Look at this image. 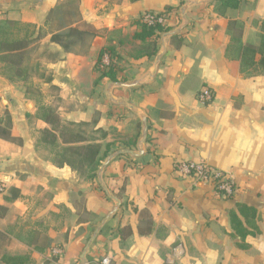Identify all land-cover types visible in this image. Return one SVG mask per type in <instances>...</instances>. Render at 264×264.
Returning <instances> with one entry per match:
<instances>
[{
  "label": "crops",
  "instance_id": "0c3cea01",
  "mask_svg": "<svg viewBox=\"0 0 264 264\" xmlns=\"http://www.w3.org/2000/svg\"><path fill=\"white\" fill-rule=\"evenodd\" d=\"M55 7L63 12L56 22L97 30L89 45L67 51L51 40ZM167 7L183 42L165 32L148 57L134 38L140 17ZM4 21L37 30H14L29 47L18 61L0 59V121H10L12 136H0V264L5 256L26 264H264V0L226 9L218 0H0ZM107 46L119 56V81L99 79ZM246 46L257 53L243 67ZM204 87L214 92L209 104L198 99ZM88 144L112 148L97 179L85 161L59 163L64 148ZM120 150L143 153L105 164ZM182 161L231 171L237 192L226 197L181 176ZM146 218L151 229L142 233ZM178 244L183 252L172 259Z\"/></svg>",
  "mask_w": 264,
  "mask_h": 264
},
{
  "label": "trees",
  "instance_id": "16d2710c",
  "mask_svg": "<svg viewBox=\"0 0 264 264\" xmlns=\"http://www.w3.org/2000/svg\"><path fill=\"white\" fill-rule=\"evenodd\" d=\"M221 2L223 8H240L244 0H218ZM74 2V1H73ZM78 8V7H77ZM74 10L75 13L79 14L78 9ZM61 7H55L51 10L48 19L47 26L52 30L51 40L55 43L60 44L65 50L71 51L73 47L80 43L82 46L89 45L90 41L97 35V30L92 26H86L84 28H79L73 26V20L62 18L61 21L56 22V19L63 14ZM174 10L173 7H167L165 11L160 12L159 15L163 16L166 20V24L155 23L149 25L140 20V31L136 32L134 35L135 39H139L146 43L144 48V54L148 57H153L158 54L159 48L157 46V38L165 32L171 31L173 28L168 25L169 13ZM63 17V16H62ZM61 18V17H60ZM14 30H37V26L33 24H20L16 21H4L0 22V53H4V56L11 58L15 56V53H23L29 47L28 38H18L15 37ZM41 30V28H40ZM172 40L178 41L179 45L182 44L183 39L180 34L174 35ZM264 46V39L262 42ZM262 50V49H261ZM257 53V49L246 46L244 47V55L242 58L243 67H246L247 63L250 60V56L253 57ZM264 54V50H262ZM108 54L111 61L109 64L103 63L104 56ZM13 55V56H10ZM118 54L113 47L102 48L99 52L96 69L99 71V79L109 78L113 81H119L117 76L118 66L117 58ZM264 59V58H263ZM10 121L8 120L4 125L0 121V136L6 139H12L11 130H10ZM141 133V126L139 127V132L137 134L136 140L133 144H137L138 138ZM46 139L48 141H55L56 136L50 134L47 131ZM130 144H126L125 147H128ZM112 152L110 144H108L102 151V146L99 144H88L82 147H68L64 148L62 154V159H59L60 164L68 163L69 165L76 167L78 161L83 160L87 165V170L89 173V178L97 179L98 171L103 161L109 156ZM79 161V162H80ZM239 211L244 214L251 215L252 218L257 216V211L255 208L250 207L245 204L238 205ZM147 214H145L146 216ZM236 218V214H233V219ZM151 229V220L146 218V227H140L142 233H147ZM241 235L244 237L249 234V231H243V229H237ZM131 230L129 231V234ZM126 237V236H124ZM5 262L8 264H26L27 259L24 257L17 256H5Z\"/></svg>",
  "mask_w": 264,
  "mask_h": 264
},
{
  "label": "built area",
  "instance_id": "2783aa9c",
  "mask_svg": "<svg viewBox=\"0 0 264 264\" xmlns=\"http://www.w3.org/2000/svg\"><path fill=\"white\" fill-rule=\"evenodd\" d=\"M140 20L152 25L155 23L166 24L167 20L159 13L148 11L141 15ZM198 99L204 104H209L214 99V92L209 87H204L198 94ZM177 172L184 177L191 178L195 183H210L214 190L226 197H232L237 192V181L231 171L222 170L206 162L182 161L177 164ZM4 190L0 185V193ZM54 254L61 256L60 248H55ZM183 252V247L178 244L172 249L171 258H178ZM110 258L105 257L101 264H110Z\"/></svg>",
  "mask_w": 264,
  "mask_h": 264
},
{
  "label": "water",
  "instance_id": "95a60500",
  "mask_svg": "<svg viewBox=\"0 0 264 264\" xmlns=\"http://www.w3.org/2000/svg\"><path fill=\"white\" fill-rule=\"evenodd\" d=\"M181 28H179L178 30H173V31H170V32H167L165 33V36H171V35H174L176 34L178 31H180ZM135 109H137L136 107H134ZM141 118H142V134H141V139H140V143H144L146 140H147V133H148V122H147V117L145 116V114H141ZM122 153H128V154H134V155H139V154H142L143 153V150H140L139 153H134L132 150H120L112 155H110V157L106 160L105 164L109 162V160L111 158H113L115 155L117 154H122ZM116 199V201L120 204V200L119 198L117 197H114ZM116 211V208L111 212V213H114ZM98 230L96 231V233L94 234V236L92 238H90V240L88 241L84 251H83V254H82V258L85 259V256H86V253H87V250H88V247L90 246L92 240L94 239V237L96 236ZM83 264H89V262L87 260H84V263Z\"/></svg>",
  "mask_w": 264,
  "mask_h": 264
},
{
  "label": "rangeland",
  "instance_id": "374dc122",
  "mask_svg": "<svg viewBox=\"0 0 264 264\" xmlns=\"http://www.w3.org/2000/svg\"><path fill=\"white\" fill-rule=\"evenodd\" d=\"M0 59H4L3 61H8L7 59V57H5L4 55H1L0 56ZM12 61H18L19 60V58L18 57H11L10 58ZM80 161V160H79ZM78 161V163H77V165H79L81 162L83 163V161H84V159L83 160H81L80 162ZM84 164V163H83Z\"/></svg>",
  "mask_w": 264,
  "mask_h": 264
}]
</instances>
